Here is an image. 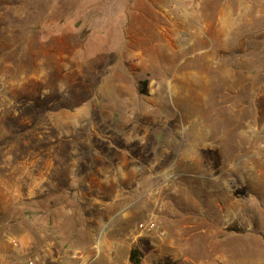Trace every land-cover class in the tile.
<instances>
[{"label": "rangeland", "instance_id": "obj_1", "mask_svg": "<svg viewBox=\"0 0 264 264\" xmlns=\"http://www.w3.org/2000/svg\"><path fill=\"white\" fill-rule=\"evenodd\" d=\"M133 248L264 264V0H0V264Z\"/></svg>", "mask_w": 264, "mask_h": 264}, {"label": "trees", "instance_id": "obj_2", "mask_svg": "<svg viewBox=\"0 0 264 264\" xmlns=\"http://www.w3.org/2000/svg\"><path fill=\"white\" fill-rule=\"evenodd\" d=\"M130 261L133 264H140L141 263V253H140V251L138 249L133 248L131 250Z\"/></svg>", "mask_w": 264, "mask_h": 264}, {"label": "built area", "instance_id": "obj_3", "mask_svg": "<svg viewBox=\"0 0 264 264\" xmlns=\"http://www.w3.org/2000/svg\"><path fill=\"white\" fill-rule=\"evenodd\" d=\"M147 230L150 231V232L155 231L159 236H164L165 233H166L165 230H163L156 223H153L151 226H148Z\"/></svg>", "mask_w": 264, "mask_h": 264}]
</instances>
